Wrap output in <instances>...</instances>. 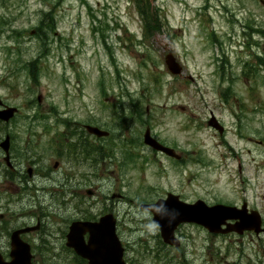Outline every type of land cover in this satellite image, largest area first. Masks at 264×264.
Listing matches in <instances>:
<instances>
[{"label": "rangeland", "instance_id": "1", "mask_svg": "<svg viewBox=\"0 0 264 264\" xmlns=\"http://www.w3.org/2000/svg\"><path fill=\"white\" fill-rule=\"evenodd\" d=\"M147 2L151 19L158 18L149 28L138 13L146 0H0V98L19 109L0 136H15L17 149L26 142L41 168L61 160L56 181L96 172L94 195H82L92 215L83 217L113 213L129 264L256 261L264 245L248 232L214 235L186 225L176 231L181 248L166 247L140 204L168 193L209 206L247 202L264 219V72L255 70L257 56L264 58V0ZM46 15L56 30L42 37ZM170 53L183 68L179 76L166 65ZM211 114L225 128L222 135L208 125ZM85 126L110 133L96 139V167L78 166L80 154L69 160L65 152L71 136H95ZM147 127L183 164L144 144ZM5 169L0 251L10 253L8 230L43 218L41 231L28 236L33 264H76L63 235L80 212L40 194L20 200V182L9 186Z\"/></svg>", "mask_w": 264, "mask_h": 264}, {"label": "water", "instance_id": "2", "mask_svg": "<svg viewBox=\"0 0 264 264\" xmlns=\"http://www.w3.org/2000/svg\"><path fill=\"white\" fill-rule=\"evenodd\" d=\"M166 64L173 74H180L182 67L177 63L172 54L166 58ZM2 104L0 100V105ZM17 109L8 108L0 111V119L9 121ZM209 125L217 128L223 133V127L219 126L216 118L213 116ZM91 132L105 136L107 133L96 128H90ZM145 143L157 150H161L168 155L173 156L174 151L168 149L151 137L150 130L145 133ZM143 208L150 210L153 215V221L160 227L162 235L166 242L174 244V231L181 223H196L208 228L211 232L234 231L238 229H254L259 231L261 219L257 212L249 215V218H241V222L236 225H227V230H221L222 225L227 220L237 219L245 211L238 210L235 207L216 205L209 207L203 201L195 204H186L179 200V197L169 195L167 200H160L155 205H146ZM245 208V206H244ZM89 232V243L85 244L83 235ZM69 245L74 247L76 252L86 258L89 264H124L122 261V249L115 234L114 224L111 217L104 218L102 224H75L71 228L68 236ZM103 240V241H102ZM10 262L4 261L0 254V264H32V255L28 245L17 240L13 242Z\"/></svg>", "mask_w": 264, "mask_h": 264}, {"label": "flooded vegetation", "instance_id": "3", "mask_svg": "<svg viewBox=\"0 0 264 264\" xmlns=\"http://www.w3.org/2000/svg\"><path fill=\"white\" fill-rule=\"evenodd\" d=\"M9 137L10 138V147H9V156L7 157L5 151L1 148V142ZM39 137V136H38ZM29 140V139H28ZM26 140V141H28ZM70 143L65 147V152L71 153L68 154L69 160L74 159V154L79 153L80 158L78 162L79 165H87L90 163L92 167H96V158L94 159L95 150H96V137L93 136H71L69 139ZM29 143V142H28ZM51 143V140H49ZM30 144V143H29ZM31 145V144H30ZM17 141L15 136H0V166L6 165L5 172L2 175V178L6 180L9 186H13L18 182L20 185L16 187L20 196V200L23 197H26L28 202H31L32 198L37 195L49 196L50 199H59L64 206V210L71 209L68 207L71 204H74L75 211L82 212L84 211L83 198L82 195H87L88 191H93V183L97 181L98 175L96 172L90 171L89 173L81 174L80 176H75L73 173L70 175H65L60 181H56L54 175L61 169V160L55 159L49 164L44 163V168H41V160L37 158H32L30 156L29 150L26 147V142L22 143V146H19L20 149H17ZM34 146V145H33ZM54 149V150H52ZM72 149V150H71ZM50 152L56 151V156L60 157L64 150L58 149L55 150L54 147L50 145ZM71 150V151H70ZM58 151H61V155ZM61 156L60 158H62ZM24 158V160H23ZM29 158V159H27ZM65 158V157H63ZM54 161V163H53ZM4 162V163H2ZM7 162L11 163L7 164ZM25 162V163H24ZM23 164H26V171L23 174L19 173L21 170L19 167ZM95 170V169H91ZM26 175V177H25ZM75 176L76 180H72V177ZM36 178L39 180L36 181ZM94 179V180H93ZM33 180L34 184L30 186L29 181ZM40 181V182H39ZM28 183L30 185H28ZM36 192V195H35ZM79 215V214H77ZM37 221H40L38 218ZM16 222V221H15ZM14 222V223H15ZM27 224L22 223L21 225L15 226L12 230H18L21 227H25ZM28 236H33V234H23L21 238L27 242L32 243ZM66 237V235H65ZM10 245V240H9ZM219 264H264V261H220Z\"/></svg>", "mask_w": 264, "mask_h": 264}, {"label": "trees", "instance_id": "4", "mask_svg": "<svg viewBox=\"0 0 264 264\" xmlns=\"http://www.w3.org/2000/svg\"><path fill=\"white\" fill-rule=\"evenodd\" d=\"M149 9H150V5H149V3L146 0V3H144L141 7H139V10H138V13L140 14L142 19L144 20L145 26L147 28H149V25H152V24L154 25V24L158 23L157 16H156L155 20H154V15H153V17L151 19V16H150L151 14H150ZM42 25L43 26L46 25L51 31L54 29L53 22H51L50 25H47L45 22H42ZM154 29H156V28L154 27ZM257 60H258V64H257V67L255 68V70L257 72V75L260 76L261 72H264V58L261 57V56H257ZM246 68H248L247 65H246ZM33 76H35V74H33Z\"/></svg>", "mask_w": 264, "mask_h": 264}]
</instances>
